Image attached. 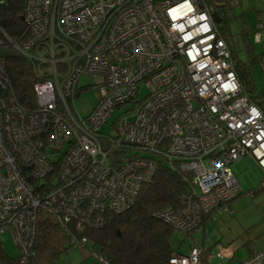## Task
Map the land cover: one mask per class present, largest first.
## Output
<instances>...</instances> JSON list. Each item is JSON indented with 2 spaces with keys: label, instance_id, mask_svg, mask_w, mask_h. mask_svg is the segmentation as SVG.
Segmentation results:
<instances>
[{
  "label": "built area",
  "instance_id": "built-area-1",
  "mask_svg": "<svg viewBox=\"0 0 264 264\" xmlns=\"http://www.w3.org/2000/svg\"><path fill=\"white\" fill-rule=\"evenodd\" d=\"M23 2L24 37L10 41L0 29V49L9 42L34 58L41 76L32 86L35 105L25 108L10 90L0 56V236L9 231L19 249L14 258L0 256V264H27L42 214L57 221L72 218L80 227L96 224L104 209L128 205L154 171V155L139 150L178 158L190 174L178 202L155 212L183 233L200 228L204 217L225 209L238 194L229 165L242 155L261 167L264 190V113L237 78L212 4ZM235 3L220 1L223 8ZM257 26L264 69V15ZM82 73L92 74L98 91L85 116L72 105ZM139 85L147 91L137 99ZM128 101L136 103L132 118L119 117L117 134L103 135L101 124ZM131 147L135 151L125 155ZM87 242L81 236L76 244L84 248ZM203 252L194 244L167 264H201ZM216 255L221 257V250ZM235 264H264V248Z\"/></svg>",
  "mask_w": 264,
  "mask_h": 264
},
{
  "label": "trees",
  "instance_id": "trees-1",
  "mask_svg": "<svg viewBox=\"0 0 264 264\" xmlns=\"http://www.w3.org/2000/svg\"><path fill=\"white\" fill-rule=\"evenodd\" d=\"M201 1L212 4L220 19L221 13L228 9L220 5L221 0ZM23 3V0L0 1V29L10 41L17 42L24 37ZM217 26L230 50L237 78L251 97L249 65L238 56L240 46L226 34L225 27ZM242 38L245 50L249 51L247 40ZM0 56L10 90L17 102L25 108L34 107L32 86L41 76V64L18 52L9 42L1 47ZM252 60H255V56H252ZM252 99L264 113V90ZM128 150L125 155L132 154ZM153 157L155 166L152 176L142 181L128 205L118 210L104 209L96 224L77 227L72 218L57 221L48 214L38 216L27 264H55L58 256L76 244L81 236L88 240L84 244L86 252L104 259V262L100 261L101 264H167L171 255L181 253L171 245L170 235L174 227L155 212L174 206L179 194L188 190L191 176L180 168L181 160L178 158ZM0 256L7 260L14 258L8 256L1 245Z\"/></svg>",
  "mask_w": 264,
  "mask_h": 264
},
{
  "label": "rangeland",
  "instance_id": "rangeland-1",
  "mask_svg": "<svg viewBox=\"0 0 264 264\" xmlns=\"http://www.w3.org/2000/svg\"><path fill=\"white\" fill-rule=\"evenodd\" d=\"M263 15L264 0H237V3L225 13H221V19L217 22L218 25L226 28V34L236 40L240 46L238 56L249 65L248 76L252 87L249 94L254 99L264 90V69L259 60L262 53V35L257 26ZM242 37L247 40L249 51L245 50ZM252 56H255V60H252ZM77 86L72 97L73 112L75 110L77 115L83 116L95 105L98 91L91 73H82L77 79ZM146 91L145 85H139L137 99L143 97ZM131 104L134 106L136 103L128 101L115 107L106 121L101 124L100 132L103 135H116L117 119L125 116L128 119L132 118ZM134 151L132 147L128 150L129 153ZM138 154L159 156L149 150H139ZM54 156L55 154L52 158ZM229 166L240 187L238 194L226 202L225 209L209 217L201 230H195L189 235L173 228L170 241L177 250L184 251L194 240L202 243L206 252L210 253L209 262L235 264L252 252L264 248V190L259 189L263 172L249 155L242 156L241 160L234 161ZM0 245L10 257H16L19 253L18 246L9 231L2 232ZM71 246L68 248H72ZM221 246H232V251L227 255L222 254L223 258H218L216 252L220 251ZM65 254V251L61 253L55 264H60ZM201 264L206 262L202 261Z\"/></svg>",
  "mask_w": 264,
  "mask_h": 264
},
{
  "label": "crops",
  "instance_id": "crops-1",
  "mask_svg": "<svg viewBox=\"0 0 264 264\" xmlns=\"http://www.w3.org/2000/svg\"><path fill=\"white\" fill-rule=\"evenodd\" d=\"M244 155H249V154H244ZM244 155H242V156H244ZM241 157L238 160H236V161L241 160ZM236 166H237V164L234 165V170H235ZM232 173H233V171H232ZM207 219H209V218H207V217L203 218L201 228L194 229L190 233H187V234L191 235V233L193 231L201 230L205 226V223H206ZM194 244H200L201 245L202 243H199V242L193 240L191 243H189L187 249H185L184 251H180V250H178V251L181 252V253H186L189 250V247L191 245H194ZM71 247L72 248H67V250L65 251L66 254L64 255V258L62 260H60L61 261L60 264H101L100 261L94 255L89 254L88 252H86V250L82 249V247L78 246L77 244H73ZM219 249L221 250L223 255H227V254H229L230 251H232V246H221ZM209 257H210V253L206 252V248H204V252L202 253L203 261H205L207 263V261H209ZM218 258H223V256L222 257H218Z\"/></svg>",
  "mask_w": 264,
  "mask_h": 264
},
{
  "label": "water",
  "instance_id": "water-1",
  "mask_svg": "<svg viewBox=\"0 0 264 264\" xmlns=\"http://www.w3.org/2000/svg\"><path fill=\"white\" fill-rule=\"evenodd\" d=\"M212 18L215 22L220 21V16L215 11L212 12Z\"/></svg>",
  "mask_w": 264,
  "mask_h": 264
},
{
  "label": "clouds",
  "instance_id": "clouds-1",
  "mask_svg": "<svg viewBox=\"0 0 264 264\" xmlns=\"http://www.w3.org/2000/svg\"><path fill=\"white\" fill-rule=\"evenodd\" d=\"M190 10V9H189Z\"/></svg>",
  "mask_w": 264,
  "mask_h": 264
},
{
  "label": "snow or ice",
  "instance_id": "snow-or-ice-1",
  "mask_svg": "<svg viewBox=\"0 0 264 264\" xmlns=\"http://www.w3.org/2000/svg\"><path fill=\"white\" fill-rule=\"evenodd\" d=\"M227 87V86H226Z\"/></svg>",
  "mask_w": 264,
  "mask_h": 264
}]
</instances>
